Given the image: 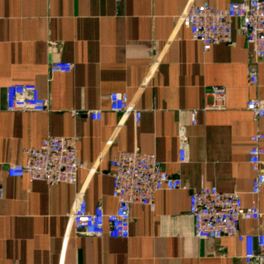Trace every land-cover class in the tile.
<instances>
[{
    "label": "crops",
    "instance_id": "0c3cea01",
    "mask_svg": "<svg viewBox=\"0 0 264 264\" xmlns=\"http://www.w3.org/2000/svg\"><path fill=\"white\" fill-rule=\"evenodd\" d=\"M235 1L0 0V264H246L236 239L195 236L189 194L201 185L240 192L263 214L242 221L241 230L264 232V190L250 193L248 162L250 136L264 133V117L245 108L250 98L264 101V58L251 86L252 57L238 21L231 44L204 51L178 20L191 4ZM54 61L73 68L51 73ZM27 82L38 86L47 112L6 109V87ZM214 86L226 89L220 108H211ZM113 91L128 93L142 111L138 124L109 111ZM97 109L100 121L82 114ZM47 135L77 139L86 168L76 184L8 175L7 166L24 162L23 150ZM181 147L185 163L178 162ZM134 149L154 153L187 188L156 193L154 208L132 205L128 239L74 232L70 213L78 195L90 209L115 211L109 161Z\"/></svg>",
    "mask_w": 264,
    "mask_h": 264
},
{
    "label": "built area",
    "instance_id": "2783aa9c",
    "mask_svg": "<svg viewBox=\"0 0 264 264\" xmlns=\"http://www.w3.org/2000/svg\"><path fill=\"white\" fill-rule=\"evenodd\" d=\"M120 1V0H117ZM183 28L190 32L191 39L208 51L217 44L233 42L234 22L249 46L252 62L249 68V83H258L256 65L264 58V0H239L226 7L203 2L191 4L179 16ZM72 63L54 61L51 73H69ZM209 95L214 99L211 108H220L225 101L226 89L214 86ZM6 109L10 112L48 111V102L34 83H12L6 87ZM256 118L264 117V101L250 98L245 105ZM109 111L133 118L135 124L141 120L142 111L136 107L128 93L113 91L109 95ZM76 114H79L76 112ZM89 119L100 121V109L84 111ZM198 111L190 112L191 122L197 124ZM248 162L254 171L251 194L258 197L264 190V171L261 169L264 157V133L250 136ZM22 163L7 166L10 177L26 178L30 182L40 181L49 186L58 184L74 185L78 173L86 166L77 155V139L47 135L36 147L23 150ZM187 161L185 147L179 150V163ZM113 169L112 197L116 209L107 212L101 205L90 209L86 198L78 195L70 213L74 232L91 237L108 235L112 239H128L131 227V207L138 204L154 208V197L160 191H174L187 188L180 177H173L164 169L163 163L154 153L137 149L122 151L109 161ZM0 189V197H1ZM189 214L193 218L194 233L200 240H218L232 237L244 244L246 264H264V232H243L241 222L259 221L263 214L257 202L246 206L238 191H221L215 185H201L190 189Z\"/></svg>",
    "mask_w": 264,
    "mask_h": 264
}]
</instances>
